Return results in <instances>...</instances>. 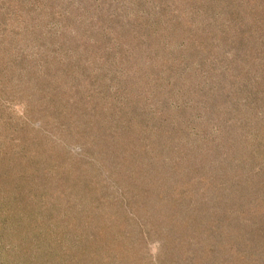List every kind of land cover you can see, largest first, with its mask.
Returning <instances> with one entry per match:
<instances>
[{
  "label": "rangeland",
  "instance_id": "rangeland-1",
  "mask_svg": "<svg viewBox=\"0 0 264 264\" xmlns=\"http://www.w3.org/2000/svg\"><path fill=\"white\" fill-rule=\"evenodd\" d=\"M0 264H264V0H0Z\"/></svg>",
  "mask_w": 264,
  "mask_h": 264
}]
</instances>
